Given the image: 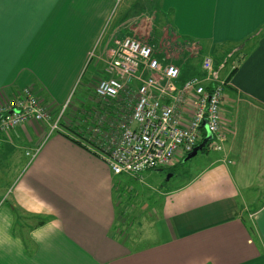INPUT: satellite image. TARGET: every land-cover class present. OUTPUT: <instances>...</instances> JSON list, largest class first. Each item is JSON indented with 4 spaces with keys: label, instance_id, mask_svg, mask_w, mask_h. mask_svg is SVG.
I'll return each mask as SVG.
<instances>
[{
    "label": "crops",
    "instance_id": "1",
    "mask_svg": "<svg viewBox=\"0 0 264 264\" xmlns=\"http://www.w3.org/2000/svg\"><path fill=\"white\" fill-rule=\"evenodd\" d=\"M116 2L160 3L180 38L211 52L253 38L225 84L223 150L209 148L202 169L153 196L157 240L138 248L121 239L120 208L161 170L115 175L92 138L101 103L80 95L69 105L85 68L94 76L114 55ZM27 87L55 115L71 111L55 129L52 115L8 134L35 154L0 200V264H264V202L252 209L264 185V0H0V105Z\"/></svg>",
    "mask_w": 264,
    "mask_h": 264
},
{
    "label": "built area",
    "instance_id": "2",
    "mask_svg": "<svg viewBox=\"0 0 264 264\" xmlns=\"http://www.w3.org/2000/svg\"><path fill=\"white\" fill-rule=\"evenodd\" d=\"M202 69L203 76H191L177 88L179 66L160 60L152 45L137 38L118 41L106 67L108 76L95 88L101 106L94 114L92 134L115 175L140 178L145 171L174 166L208 131L211 140L206 146L223 150L229 133L221 115L226 82L215 77L213 57L203 59ZM50 117L48 105L35 90L24 88L17 98L0 105V136Z\"/></svg>",
    "mask_w": 264,
    "mask_h": 264
},
{
    "label": "rangeland",
    "instance_id": "3",
    "mask_svg": "<svg viewBox=\"0 0 264 264\" xmlns=\"http://www.w3.org/2000/svg\"><path fill=\"white\" fill-rule=\"evenodd\" d=\"M161 13V5L156 2H116V12L109 23V28L113 25L116 27L110 44L116 49L118 41L122 39L120 38L121 35L137 38L143 43L152 45L160 60L176 64L180 67L181 72L184 68L181 61L186 60L185 62H188V66L194 70V74L203 72V59L206 56H211L214 61L215 77L220 80L224 79L225 74L239 60V55L243 54L242 52L238 55H229L227 54L229 53L227 52L228 50L223 49L229 46H222L220 51L217 48L215 52L218 56L217 59L213 51L211 52L208 49L209 46L205 41L200 40L204 46L206 45L204 47L196 45L194 42L197 39L195 38H180L171 24L170 17L166 14L162 15ZM153 36L157 39V43H154L151 39ZM189 39L192 42H189ZM183 72L185 73V78L181 77L176 82L177 88H181L185 79L190 76L185 70ZM91 75L92 69L86 67L80 75L71 95L69 101L71 108L77 104V99L80 95L92 96L94 104L97 99V102H99L95 88L101 79L107 77L106 68L103 71H96L94 76ZM89 79L92 80L86 84ZM39 97L46 105L48 104V100H45L44 97ZM67 105L68 103L64 104L63 109L60 110V114L55 115L56 111L54 107L51 108L48 104L51 116L54 115L53 125H59L64 115L71 111V109H66ZM100 106L98 105V107ZM6 136V144L0 146V200L9 199V193L14 181L34 152L26 149V143L19 141L12 143V138H9V135ZM208 158V153L200 151L192 159L180 163L174 172H168L167 170L156 171L158 176L156 180L153 178L143 179L141 184L149 185L151 183V186L145 185L151 189L146 194H139L137 198L133 196L131 200H126V197L129 196L127 192L123 198V202L128 205L123 204L124 206L122 205L120 208L121 211H125L127 214H122V217L117 223V230L121 231V239L125 244L130 245L132 248H138L154 241L156 242L157 237L155 234H157L158 227L155 226V222L151 223L155 216H157L151 210L154 206V198L160 195V189L174 188L187 181L207 164ZM138 180L140 179L138 178ZM253 193L257 195V198L254 200L252 209L259 207L264 202V185L263 187L256 188ZM130 211H132L131 214L129 213ZM249 219V222H252V217H249Z\"/></svg>",
    "mask_w": 264,
    "mask_h": 264
},
{
    "label": "trees",
    "instance_id": "4",
    "mask_svg": "<svg viewBox=\"0 0 264 264\" xmlns=\"http://www.w3.org/2000/svg\"><path fill=\"white\" fill-rule=\"evenodd\" d=\"M253 37H257V34H255ZM124 38V37H123ZM152 40H153V42L154 43H157V39L153 36V38H151ZM253 38H248V39H246V40H244V41H242L239 45H237V46H234L233 48H231L230 50H228L227 52H229V53H227V54H229V55H238V54H240L241 52H243V50H244V48H245V46L247 45V43L249 42V41H251ZM189 42H192V40L191 39H189ZM196 45H202V43H201V41L200 40H195V42H194ZM217 51V47L216 48H214L213 49V52H214V54H215V52ZM215 56H216V58L218 59V56L215 54ZM242 58H243V56L239 59V61H238V63H240V61L242 60ZM181 61V60H180ZM186 61V60H185ZM185 61H181V64H183L184 65V68H183V71L185 70V72L186 73H188L190 76H189V78L191 77V76H194V75H204L203 74V72H201V73H197V74H194V70H192L188 65V62H185ZM238 66V65H237ZM237 66L235 65V67H233V69L231 70V72L228 74V76L226 77V79H225V82H228L229 81V79L231 78V76L233 75V73L237 70ZM181 72V77L183 78H185V73L184 72ZM192 74V75H191ZM180 77V78H181ZM188 79V78H187ZM204 136H205V133H204ZM209 150V148H208V146H205L204 148H203V152H207ZM184 161H186V156L180 161V162H178L177 164H175L174 166H171V167H169V168H163V170L165 171V170H167L168 172H174L176 169H177V167L180 165V163H182V162H184ZM253 231H254V227L252 228V227H250V232H252V235H254V233H253ZM128 245V244H127Z\"/></svg>",
    "mask_w": 264,
    "mask_h": 264
},
{
    "label": "water",
    "instance_id": "5",
    "mask_svg": "<svg viewBox=\"0 0 264 264\" xmlns=\"http://www.w3.org/2000/svg\"><path fill=\"white\" fill-rule=\"evenodd\" d=\"M206 126V124H205ZM207 131L208 128L206 127ZM209 140H211V134L208 131L207 132V136L206 138H204V140L191 152L186 156V160H190L192 159L194 156H196L200 151L203 150V148L207 145V143L209 142Z\"/></svg>",
    "mask_w": 264,
    "mask_h": 264
}]
</instances>
